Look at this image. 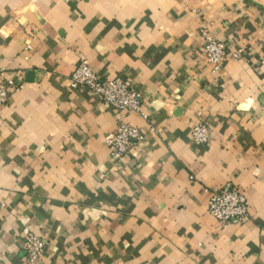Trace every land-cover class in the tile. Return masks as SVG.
<instances>
[{
    "label": "crops",
    "instance_id": "0c3cea01",
    "mask_svg": "<svg viewBox=\"0 0 264 264\" xmlns=\"http://www.w3.org/2000/svg\"><path fill=\"white\" fill-rule=\"evenodd\" d=\"M80 62L141 95L129 156L106 145L114 110L69 85ZM0 70L20 87L0 108V264L28 234L38 264H264V0H0ZM227 186L249 209L221 228L208 190Z\"/></svg>",
    "mask_w": 264,
    "mask_h": 264
},
{
    "label": "built area",
    "instance_id": "2783aa9c",
    "mask_svg": "<svg viewBox=\"0 0 264 264\" xmlns=\"http://www.w3.org/2000/svg\"><path fill=\"white\" fill-rule=\"evenodd\" d=\"M226 49L223 43L208 40L205 46V59L211 73L219 71ZM73 89H87L100 101L110 106L116 113V129L106 141L111 154L118 159L129 156L139 146L144 136L138 129L128 125L123 120V114H137L143 119L146 115L141 110V95L124 79H99L91 68L80 62L68 78ZM12 81L7 80L5 72L0 70V108L7 102L10 93L18 90ZM192 140L203 145L208 141V131L205 123L192 127ZM208 213L221 228L231 223H241L248 216L249 205L241 189L225 187L208 190ZM45 242L36 235L28 234L23 243V264H38L43 256Z\"/></svg>",
    "mask_w": 264,
    "mask_h": 264
}]
</instances>
